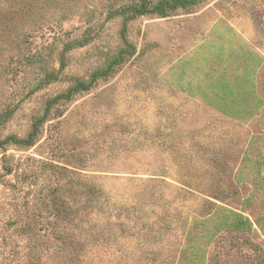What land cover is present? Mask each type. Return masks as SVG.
<instances>
[{"label": "rangeland", "instance_id": "obj_1", "mask_svg": "<svg viewBox=\"0 0 264 264\" xmlns=\"http://www.w3.org/2000/svg\"><path fill=\"white\" fill-rule=\"evenodd\" d=\"M134 1L0 0V140L125 48L110 13ZM242 1L130 22L133 56L0 148V264H264V9Z\"/></svg>", "mask_w": 264, "mask_h": 264}, {"label": "trees", "instance_id": "obj_2", "mask_svg": "<svg viewBox=\"0 0 264 264\" xmlns=\"http://www.w3.org/2000/svg\"><path fill=\"white\" fill-rule=\"evenodd\" d=\"M204 0H140L134 1L132 3H122L121 6L110 13V18L121 17L123 19L122 27V39L125 48L122 49L119 54L114 57L105 68L99 69L91 74L89 80H77L68 90L53 99L49 100L46 104L45 111L41 117L36 118L32 125L29 133L26 137L20 138L16 135H10L3 140H0V148H4L7 145H17L21 147H33L41 134L42 127L47 122L52 114V111L63 103L72 101L76 96L89 92L98 83V81L106 79L111 76L119 67L122 65L130 56L135 54V47L126 38L127 26L130 22L137 20L138 18L145 16H157L159 18H168L177 10L188 9ZM89 43L87 38L83 40H76L71 44L67 45L63 51L62 56V70L65 67L64 54L65 52L71 50L72 48L85 47ZM61 72V71H60ZM59 79V72H47L44 79V84H49L51 82L57 81ZM13 110L6 111L0 116V126L6 123L12 116ZM91 191V189H90ZM90 191L89 194H90ZM54 208L57 212H68V208L59 199L58 196L54 199ZM71 210V209H70ZM70 212V211H69ZM54 229L56 230L55 241L59 246L58 250H65L70 252L71 242L67 240V236L62 232L58 226V221L54 222ZM70 249V250H69Z\"/></svg>", "mask_w": 264, "mask_h": 264}, {"label": "crops", "instance_id": "obj_3", "mask_svg": "<svg viewBox=\"0 0 264 264\" xmlns=\"http://www.w3.org/2000/svg\"><path fill=\"white\" fill-rule=\"evenodd\" d=\"M242 9H244L243 7L246 6L247 9L246 10V14L249 12V7H254L256 8V11L259 12L260 10H263L264 9V0H245V1H242ZM247 23V21H246ZM245 23V25H246Z\"/></svg>", "mask_w": 264, "mask_h": 264}]
</instances>
